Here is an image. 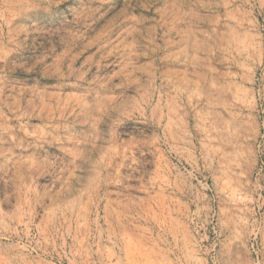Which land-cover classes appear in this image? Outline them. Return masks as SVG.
Wrapping results in <instances>:
<instances>
[{"label":"rangeland","instance_id":"374dc122","mask_svg":"<svg viewBox=\"0 0 264 264\" xmlns=\"http://www.w3.org/2000/svg\"><path fill=\"white\" fill-rule=\"evenodd\" d=\"M0 264H264V0H0Z\"/></svg>","mask_w":264,"mask_h":264}]
</instances>
